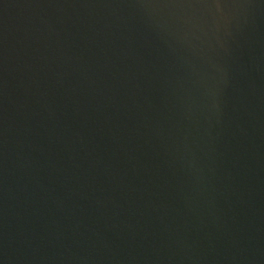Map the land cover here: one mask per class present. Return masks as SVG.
<instances>
[{"label":"water","instance_id":"water-1","mask_svg":"<svg viewBox=\"0 0 264 264\" xmlns=\"http://www.w3.org/2000/svg\"><path fill=\"white\" fill-rule=\"evenodd\" d=\"M0 264H264V0H0Z\"/></svg>","mask_w":264,"mask_h":264}]
</instances>
